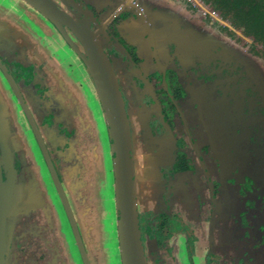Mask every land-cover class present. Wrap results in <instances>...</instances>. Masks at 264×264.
Segmentation results:
<instances>
[{"label":"flooded vegetation","instance_id":"af4514ba","mask_svg":"<svg viewBox=\"0 0 264 264\" xmlns=\"http://www.w3.org/2000/svg\"><path fill=\"white\" fill-rule=\"evenodd\" d=\"M51 1L79 23L72 9H69L62 0ZM89 1L94 2L93 6L100 2ZM76 2L88 13L86 20L90 21V29L97 34L99 43L114 68L125 102L130 132L129 152L134 162L136 181V207L147 264H165L163 258L171 255L173 243L176 245L175 237L188 240L195 227L200 226L199 229H203V224H206L207 235L210 237L206 243L207 251L216 258H221L219 264H264V216L262 217L259 212L255 213L257 206L260 204L264 206V96L258 85L252 82L257 80L248 74L240 73L238 62L226 54L222 44L211 40L206 35V30L205 33L201 32V35L194 34L200 45L191 48L189 44L192 42L191 36L184 35L185 32L188 33V24L183 23L184 25L176 29L172 20L166 21L162 17L156 22H151L153 19L150 14L146 16V8L139 0H106L105 6L100 8L101 13L92 8L91 3L86 4L79 0ZM211 5L217 9L212 1ZM142 15L145 16L146 23L142 20ZM136 19L145 27V34L143 39L132 40L128 28ZM166 22L168 24L164 25ZM162 27L170 29L163 47L157 43L153 32ZM203 28L205 29L204 26ZM149 29L152 34L149 33ZM197 30L201 29L198 27ZM67 31L83 52L80 43L68 29ZM181 31H184L183 36H180ZM174 36H177L176 40ZM62 38L64 39L63 36ZM181 38L189 42L188 49L182 50L178 43ZM104 39L112 43L113 59L103 46ZM64 41L66 42L65 39ZM69 47L72 49L70 45ZM0 50V58L29 106L57 170L52 150L47 144L48 137L45 136L42 126L45 123L49 124L48 112L45 116L47 121H38L29 104L34 98L43 99L44 89L40 82L34 81V76L43 72V66L37 69L17 49L16 54L11 51L5 52L2 47ZM76 55L81 59L77 52ZM82 63L87 69L83 60ZM1 73L3 74L2 71ZM88 74L90 76L89 72ZM90 79L98 95L91 76ZM121 80L130 90L132 114L129 113ZM5 81L8 86L6 91L8 97L12 95L16 105L21 108L6 78ZM246 81L249 82V86L246 85ZM0 96H5L2 88ZM0 99L2 100V97ZM191 101L196 108L197 119L202 121L204 131L202 137L196 134L194 127L180 109V103L188 104ZM99 102L111 154L112 207L116 221V243L122 264L114 155L100 98ZM20 110L23 113L22 108ZM137 116L143 120L141 124L137 122V127L134 128L132 119ZM24 117L29 125L25 115ZM31 132L36 140L32 130ZM36 144L38 145L37 140ZM158 145L159 148L154 150ZM12 149L14 153V147ZM153 156L157 157L158 162ZM22 157L25 160V154ZM19 158L20 155L14 158L18 176L16 182L20 187L23 186L21 190L26 191L24 187L34 175L29 172L32 177L26 176L25 173L30 170L25 171L22 168ZM137 171L154 177L147 180L141 177L139 179ZM58 175L63 185L59 172ZM3 177L5 181L7 172ZM63 188L68 198L64 185ZM141 189L147 190L148 194L141 193ZM36 205V208L28 213L31 214L28 218L25 214L22 215V212L16 217H10V231L7 219L4 264L62 263L61 253L56 250V246H50L51 242H54L42 239L41 242L39 238L42 231L32 230L34 221L32 214L38 206L44 205L42 198L38 199ZM184 214L188 217L185 222ZM77 224L80 229L78 221ZM187 244L190 246L189 241ZM27 254L29 259L23 260ZM81 262L83 264L82 258ZM90 263L93 264L91 260Z\"/></svg>","mask_w":264,"mask_h":264},{"label":"rangeland","instance_id":"374dc122","mask_svg":"<svg viewBox=\"0 0 264 264\" xmlns=\"http://www.w3.org/2000/svg\"><path fill=\"white\" fill-rule=\"evenodd\" d=\"M79 1L86 4L91 3L92 5L90 4V6L96 9L97 12H100V8L107 3L106 0H100L96 6H93V1ZM184 1L192 8L190 9V13H193V15L197 17L195 20L198 24L205 27L206 35L215 43L222 44L224 50H226L225 52H227L226 54L233 57L238 62L239 67L241 68L240 73L245 75L248 74L257 80L252 82L258 85V88L264 96V40L258 36H249L243 28L236 27L235 21L229 15H221L222 23L217 21V19L213 20L209 17L204 18L203 14L195 6L186 0H182V2ZM209 2L207 7L211 8V1ZM212 9L214 8H211L210 10ZM30 11L35 12L34 9L29 7V5L23 2V0H0L1 23L7 22L13 24L16 22V24H21L27 33H30L33 37H31L33 45H35V43L39 44L40 47L45 48L48 54L54 55L55 58L62 63L61 70L66 72L69 81H75L82 85V88L80 89L82 95H80V98L82 99L83 104L86 105L88 111H90L95 122L100 121V126H98V130L96 129V134L98 137V144L101 146L102 159L99 164L101 169L97 172L95 177L93 174L89 178V181L94 182L92 191H95L94 194L96 197V203L95 200L92 202L93 209L99 210L100 214L98 213L99 218L95 216L93 222L89 218L83 219L80 216H77L76 218L80 226L83 240L90 246L94 245L90 248L88 247V254L92 263L120 264L118 246L116 243L117 236L114 228L116 226V221L115 217H112L114 211L110 202L109 174L111 169V154L108 151L110 149L109 140L101 104L90 76L87 73V69L82 63V60L76 55V52L69 47L57 29L54 28L47 19L39 13H36L37 16L35 18H37L38 21L35 19L33 20V18L30 17L32 16ZM216 11L220 12L218 9H216ZM2 17H5V20L2 19ZM40 21L43 25L39 24ZM102 42L105 50L113 59L114 54L111 48L112 43L108 42V39H104ZM115 66L117 68V64H115ZM246 82V85L249 86V82ZM121 83L130 110L129 113H131L130 90L124 86L125 84L122 80ZM1 88L5 96H0L2 97V100L0 99V135L4 137L3 139H8V143L11 146L13 144L12 147H14L15 151L13 156L9 149V153H7L4 143L0 141L3 172L6 175V167L8 165L9 169L7 176H9L10 182H13V184L16 183V186L8 192L7 197L8 230L10 231V217H16L20 212L23 213L22 215L25 214L27 218L30 217L31 214L28 213L36 208L38 199L40 200V198H42L44 205L38 206L35 213L32 214L34 218L32 230L36 232L37 230L38 232L42 231V235L39 238L41 242H43L42 240H50L54 242H51L50 246H56V250L62 255L63 264H82L75 237L73 236L64 208L62 207L60 199L56 193L49 171L44 163L40 148L36 144L31 129L20 110L21 108L16 105L15 98L12 97V95L8 97L6 93V91H8V86L0 71V90ZM253 97L255 98L256 96ZM29 104L31 105L30 101ZM180 109L185 114L192 127H194L196 134L202 137L204 135L202 121L197 119V111L193 102L191 101V103L188 104H186V102L180 103ZM3 110L6 111V114ZM33 113L39 121L36 113ZM142 120L143 119L139 116L133 117L132 126L134 128L137 127V122L141 124ZM245 126L247 127V125ZM12 136L13 140H11ZM243 140H245V136ZM5 154L6 158L4 157ZM24 154L26 162L22 157ZM19 155V159H21L23 165L22 168H24L25 171L30 170L25 173L26 176L32 177L29 172H32L34 175V178H30L31 180L29 182L26 180L28 183H26L24 187L26 188V191L24 192L21 191L23 186L20 187V184L18 185L16 182L18 176L16 167L14 166V158L19 157ZM11 156L13 157V161L11 160ZM52 157L63 181V185L71 199L72 194L70 191L71 184L73 183H68L66 181L62 168L64 164L56 158V155L53 152ZM11 164H13L12 167ZM6 180L7 179L5 178V182ZM37 182L39 183L37 184ZM91 194L92 193L89 195ZM260 200H262V197ZM150 206H152V204H150ZM73 208L74 211L76 209V213L79 211L78 208H75V205H73ZM90 209L91 208H89L88 211H90ZM258 212L262 217L264 216V206L262 204L257 206L255 213ZM184 217L186 219L184 220L185 222L188 217L186 214H184ZM185 225L189 226L188 223H185ZM196 225L198 226V223H196ZM199 227L200 226L195 227V231H193L188 240H185V238L177 239L175 237L176 245L173 243V251L170 253L171 255L164 257L163 261L167 264H219L221 258H216L213 254H210L206 248V243L208 242V239H210L207 235L208 228L206 227V224H203V229H199ZM187 241L190 242V246H188ZM234 243L237 244L236 242ZM25 259H29L28 254L23 258V260Z\"/></svg>","mask_w":264,"mask_h":264},{"label":"crops","instance_id":"0c3cea01","mask_svg":"<svg viewBox=\"0 0 264 264\" xmlns=\"http://www.w3.org/2000/svg\"><path fill=\"white\" fill-rule=\"evenodd\" d=\"M23 2L25 1L23 0ZM139 2L143 3V6H145L146 16L150 14V17L153 19H151V22H156L162 17L166 19V21L172 20L173 24L176 22L178 27L184 25L183 23L188 24V33L185 32L184 35L188 34L191 36L192 42H185V40L181 38L178 43L181 45L182 50L183 48L185 50L188 49V43L191 48L200 45L199 39H197L194 34H200L201 32L205 33V29L195 20L197 17H195L193 13H190V9L192 8L185 1V3L182 2V0H139ZM30 13L32 15L30 17L38 21L37 18H35L37 12L30 11ZM4 18L5 17H2V19ZM159 22L161 23V20ZM14 23H1L0 20V47H2L5 52L11 51L13 54H16V49L19 50L22 56L26 57L29 63L35 65L37 69L43 66V72L34 76V81H36V83L40 82L44 89L43 99L41 97V99H32L30 101L31 108L41 121H47L45 116L46 112H48L49 124L45 123L42 126L45 136L48 137L47 144L56 155V158L64 164L62 168L66 181L68 183H73L71 184L70 191L72 194L71 199L68 196L69 201L71 200L70 204L72 209L74 211L73 205H75V208L79 209L77 213L76 209L74 211L76 217L80 216L83 219L89 218L93 222L95 216L99 218L100 212L97 209H93L92 202L95 200L96 203V197L94 194L95 191H92L94 182L89 181V178L93 174L95 177L97 172L101 169L99 166L102 159L101 146L98 144V137L96 134V129L98 130V126H100V121L95 122L90 111H88L86 105L83 104L80 98V95H82L80 91L82 85L75 81H69L66 72L61 70L62 63L58 61L54 55L48 54L44 47H40L39 44L36 43L33 45V37L30 33L28 34L21 24ZM39 24L43 25L41 21ZM166 24L168 23L166 22L164 25ZM198 27L201 30H197ZM165 28L162 27L153 31L157 43L162 45V47L170 33V29ZM128 30L132 40H134L133 38L143 39L145 27L138 19L134 20L129 25ZM182 32L184 31L180 32V36H183ZM173 38L175 39L177 36ZM3 111L6 114V111ZM158 148L159 145L154 148V150ZM144 150L145 149H143V151ZM153 158L158 162L156 156H153ZM111 169L109 174V189L112 206L113 198L111 185L113 177L111 175ZM137 177L139 179L140 177L141 179L146 178L147 180L152 179L154 175L147 176L143 172L137 171ZM21 191L24 192V190ZM90 193L92 194L89 195ZM141 193L148 194V191L142 190ZM89 208H91L90 211H88ZM112 217H115L114 212L112 213ZM85 244L87 250L88 247L94 246L88 245L86 241ZM61 264H63V262Z\"/></svg>","mask_w":264,"mask_h":264},{"label":"water","instance_id":"95a60500","mask_svg":"<svg viewBox=\"0 0 264 264\" xmlns=\"http://www.w3.org/2000/svg\"><path fill=\"white\" fill-rule=\"evenodd\" d=\"M24 1L30 4L45 18L52 22V24H54L66 42L79 54L81 59L84 61L85 65L87 66V70L95 83L103 106L104 116L107 121V126L112 141V153L114 155L115 164L116 205L117 211L119 213L118 231L122 263L147 264L136 207L134 162L129 152V123L126 114L125 102L118 85L114 68L103 48L101 47L97 34L93 33V31L90 29V21L86 20L88 13L82 9V6L77 3L76 0H62V2L65 3L69 9H72V13L77 18L79 23L75 22L64 11L58 9L56 4L51 0ZM82 17H84L86 21ZM142 20L145 22L144 15H142ZM174 24L177 29L178 26L176 22ZM147 28H149L148 24ZM67 29L80 43L82 49L84 50L83 52L80 51L76 41L71 37ZM149 33L152 34L150 29ZM0 69L14 91L15 96L21 105L23 113L29 122L31 130L36 137L55 189L59 195L69 220L83 264H91L74 212L68 201L67 195L52 161L44 138L29 106L21 95L16 81L10 74H8V70L1 58ZM3 138L4 137L0 135V141L4 143L7 153H9V149L11 151V155L13 156L14 153H12V146L8 143V139ZM12 156L11 160L13 161ZM4 157L6 158V154ZM12 166L13 164H11V167ZM6 169L8 173V165ZM3 174V162L0 153V264H4L6 254L8 192L12 190L14 186H16V183L13 184V182H10L9 176H7V180L5 182Z\"/></svg>","mask_w":264,"mask_h":264},{"label":"trees","instance_id":"16d2710c","mask_svg":"<svg viewBox=\"0 0 264 264\" xmlns=\"http://www.w3.org/2000/svg\"><path fill=\"white\" fill-rule=\"evenodd\" d=\"M208 1H212L223 15L231 16L236 27L243 28L249 36L264 40V0Z\"/></svg>","mask_w":264,"mask_h":264},{"label":"built area","instance_id":"2783aa9c","mask_svg":"<svg viewBox=\"0 0 264 264\" xmlns=\"http://www.w3.org/2000/svg\"><path fill=\"white\" fill-rule=\"evenodd\" d=\"M187 2H189L190 4H192L193 6H195L204 16V18H211V19H217V21L222 23L221 20V16L220 14L215 10L211 8H208L207 5L208 3H206L204 0H186Z\"/></svg>","mask_w":264,"mask_h":264}]
</instances>
